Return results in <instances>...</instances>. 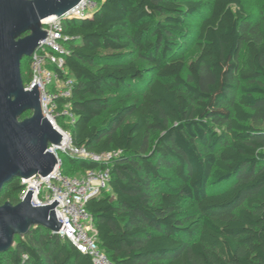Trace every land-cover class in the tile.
<instances>
[{
	"label": "trees",
	"instance_id": "trees-1",
	"mask_svg": "<svg viewBox=\"0 0 264 264\" xmlns=\"http://www.w3.org/2000/svg\"><path fill=\"white\" fill-rule=\"evenodd\" d=\"M201 8L102 0L91 16L62 22L76 37L65 60L75 120L62 127L76 146L117 153L108 190L86 202L113 264H264V20L252 21L242 0H212L187 61L184 22ZM29 62L21 60L23 83ZM21 188L11 179L1 202L16 204ZM1 255L3 264H93L42 227Z\"/></svg>",
	"mask_w": 264,
	"mask_h": 264
},
{
	"label": "water",
	"instance_id": "water-1",
	"mask_svg": "<svg viewBox=\"0 0 264 264\" xmlns=\"http://www.w3.org/2000/svg\"><path fill=\"white\" fill-rule=\"evenodd\" d=\"M79 1L0 0V192L13 178L46 176L57 164L48 147L60 144L61 133L42 114L37 84L25 89L21 60L31 57L46 36L43 20L63 17ZM31 193L28 190L16 204H0V253L32 227L50 233L60 228L54 212L57 202L33 206Z\"/></svg>",
	"mask_w": 264,
	"mask_h": 264
},
{
	"label": "built area",
	"instance_id": "built-area-1",
	"mask_svg": "<svg viewBox=\"0 0 264 264\" xmlns=\"http://www.w3.org/2000/svg\"><path fill=\"white\" fill-rule=\"evenodd\" d=\"M101 1L80 0L63 17L55 16L44 22L46 36L30 57L29 79L23 84L25 89L37 84L42 114L61 133L62 138L58 146L48 147V151L57 157V164L48 175L18 178L22 188L17 194V202L24 199L28 190L32 191L30 202L33 206H43L55 200V216L62 224L51 234L70 242L79 252L88 255L93 264H113L98 245L97 232L86 202L108 190L109 160L117 153L95 154L83 146L74 145L68 130L58 122L60 117L66 119V124H72L75 120L68 100L74 79L65 67V60L70 54L66 42L73 41L76 37L63 33L62 22L91 16L99 8ZM58 152L70 158L96 162L99 166L86 169L79 175L65 174Z\"/></svg>",
	"mask_w": 264,
	"mask_h": 264
},
{
	"label": "rangeland",
	"instance_id": "rangeland-1",
	"mask_svg": "<svg viewBox=\"0 0 264 264\" xmlns=\"http://www.w3.org/2000/svg\"><path fill=\"white\" fill-rule=\"evenodd\" d=\"M201 1H202V8L200 9L199 14L186 18V20L184 22V26L186 28H188L189 32H190V42H187V44L185 46V49H186L185 57H186L187 61L195 58L196 55L198 54L199 49H198L197 45L195 44V41L197 40L196 36H197L199 22H200V15H202L208 11V9L210 8L212 0H201ZM242 1L244 4L246 13L251 18L252 21L261 22L264 20V0H242ZM136 64L140 68H146V65H147L145 62L140 61V60L136 61ZM48 67L50 69L52 68L51 65H49ZM28 72H29V67L23 68L22 75L25 79V82L27 80V73ZM58 122L61 126L69 125V124H66V119L63 117H60ZM200 149L203 152H206L208 149V142L204 141L203 144L200 146ZM58 156L62 160V169L66 166L65 168H66V172L68 174H70V175H79L80 174V172H77L75 168L67 165L68 158H69L68 156H66L62 152H58ZM111 160H112V158H110L109 161H111ZM167 175L170 176V178L172 179V181L170 182L171 185L175 186L177 184V181H176V178H175L174 174L172 173V171H169L167 173ZM225 185H226V183H219L216 185H212V186H209V190H217V189L224 187ZM0 204H2L1 200H0ZM45 230L50 233L49 230H47V229H45ZM3 259H4V256L1 255L0 256V264H3V262H4Z\"/></svg>",
	"mask_w": 264,
	"mask_h": 264
},
{
	"label": "bare ground",
	"instance_id": "bare-ground-1",
	"mask_svg": "<svg viewBox=\"0 0 264 264\" xmlns=\"http://www.w3.org/2000/svg\"><path fill=\"white\" fill-rule=\"evenodd\" d=\"M54 17H55V16H49V17H47V18L44 19V22H45V21H48V20H50V19H52V18H54Z\"/></svg>",
	"mask_w": 264,
	"mask_h": 264
}]
</instances>
